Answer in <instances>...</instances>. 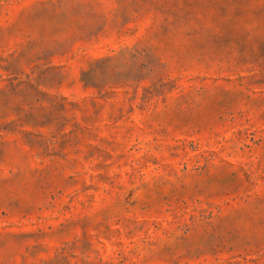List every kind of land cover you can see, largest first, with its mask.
Masks as SVG:
<instances>
[{
    "label": "rangeland",
    "instance_id": "obj_1",
    "mask_svg": "<svg viewBox=\"0 0 264 264\" xmlns=\"http://www.w3.org/2000/svg\"><path fill=\"white\" fill-rule=\"evenodd\" d=\"M0 264H264V0H0Z\"/></svg>",
    "mask_w": 264,
    "mask_h": 264
}]
</instances>
